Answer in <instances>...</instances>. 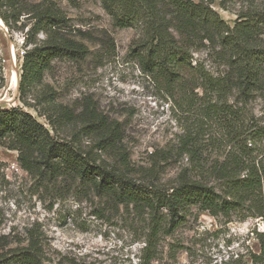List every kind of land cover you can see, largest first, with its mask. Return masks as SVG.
<instances>
[{
  "label": "rangeland",
  "instance_id": "374dc122",
  "mask_svg": "<svg viewBox=\"0 0 264 264\" xmlns=\"http://www.w3.org/2000/svg\"><path fill=\"white\" fill-rule=\"evenodd\" d=\"M203 1L230 26L242 13L264 11V0ZM16 3L10 12L2 7L9 14V27L0 19V106L23 107L18 100L20 66L24 53L34 48L24 40L35 22L32 12L49 7L58 13L59 27L52 33L46 29V33L36 34L34 44L41 46L52 36L56 42L79 44L87 52L82 60L69 54L51 59L42 84L55 91L56 102L75 115L87 104L109 122L117 123L124 158L137 182L151 172L155 184L168 189L184 167L189 171L193 168L180 140L186 134L193 138L204 125L200 109L178 108V95L171 100L154 77L143 73L131 49L140 36L138 27L119 26L105 0ZM208 51L198 49L192 55V65L201 63L217 76L221 68L209 58ZM35 92H29L26 102L37 111L23 109L50 130L39 116L42 111L34 102ZM195 92L200 95L201 91ZM240 108L246 118L253 117L264 127V99L255 97ZM210 126L207 139H201L204 144L198 147L205 169L216 160L223 162L234 150V141L221 131L218 122L212 121ZM71 133L67 128L59 132L61 137ZM80 137L84 150L92 147L87 137ZM205 140L211 141L205 144ZM164 153L168 155L166 162L160 160ZM108 156L102 159L112 163ZM206 183L218 191L212 180ZM76 186L42 182L20 168L16 152L0 147V264H12L11 252L28 246L30 239L39 246L42 264H141L146 217L138 218L131 209L112 206L92 191ZM190 212L171 235L161 237L150 264H249L250 254H258L255 233H264L261 218L241 219L237 212H230V218L212 216L196 207Z\"/></svg>",
  "mask_w": 264,
  "mask_h": 264
},
{
  "label": "trees",
  "instance_id": "16d2710c",
  "mask_svg": "<svg viewBox=\"0 0 264 264\" xmlns=\"http://www.w3.org/2000/svg\"><path fill=\"white\" fill-rule=\"evenodd\" d=\"M105 3L119 26L139 28L140 36L131 49L143 73L154 77L171 100L178 95V108L200 109L204 125L193 138L186 134L180 140L193 168L189 171L184 167L168 189L155 184L151 172L137 182L124 158L117 123L109 122L87 104L75 115L56 102L55 91L42 84L51 59L69 54L82 60L87 52L79 44L56 42L52 36L41 46L34 44L36 34H44L46 29L52 33L59 27L61 19L49 7L32 12L35 22L24 43L34 48L24 53L20 66L18 100L23 107L0 106V147L16 152L20 168L46 184L73 183L112 206L131 209L138 218L146 217L141 264L151 263L161 237L171 235L192 207L212 216L230 218V212H237L241 219L264 220V127L258 126L253 117L246 118L240 108L255 97L264 99V11L242 13L230 26L203 0ZM16 5V0H0V19L6 27L9 14L2 7L9 11ZM201 48L209 50V58L221 68L217 76L201 63L192 65V55ZM30 91H36L34 102L42 111L39 116L50 130L23 109L37 111L26 102ZM195 91H201L200 95ZM212 121L218 122L221 131L234 141V150L223 162L216 160L205 169L198 147L204 144L201 139H207ZM73 126H79V131ZM62 128L73 133L61 137ZM80 135L89 139L91 148L84 150ZM103 155H109L113 162L103 160ZM167 159V153L160 157L162 162ZM211 180L218 191L206 183ZM255 235L259 252L250 254L249 264H264V233ZM41 254L30 239L28 246L12 251L9 259L12 264H42Z\"/></svg>",
  "mask_w": 264,
  "mask_h": 264
},
{
  "label": "bare ground",
  "instance_id": "6f19581e",
  "mask_svg": "<svg viewBox=\"0 0 264 264\" xmlns=\"http://www.w3.org/2000/svg\"><path fill=\"white\" fill-rule=\"evenodd\" d=\"M17 83V78H16V76L15 75H13L12 76V84H13V86L16 88V84Z\"/></svg>",
  "mask_w": 264,
  "mask_h": 264
},
{
  "label": "water",
  "instance_id": "95a60500",
  "mask_svg": "<svg viewBox=\"0 0 264 264\" xmlns=\"http://www.w3.org/2000/svg\"><path fill=\"white\" fill-rule=\"evenodd\" d=\"M18 81H20V78H18ZM19 83V82H18ZM18 90V89H17ZM3 102H0V105H2Z\"/></svg>",
  "mask_w": 264,
  "mask_h": 264
}]
</instances>
